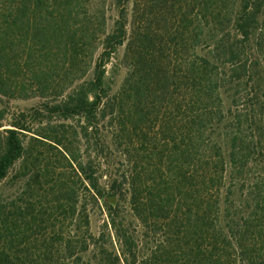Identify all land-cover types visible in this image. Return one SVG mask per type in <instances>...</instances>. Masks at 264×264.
<instances>
[{
    "label": "trees",
    "instance_id": "obj_1",
    "mask_svg": "<svg viewBox=\"0 0 264 264\" xmlns=\"http://www.w3.org/2000/svg\"><path fill=\"white\" fill-rule=\"evenodd\" d=\"M22 1L0 0V85L9 62L6 49L15 52L21 41L28 45L29 40L46 39L44 24L31 16L38 1ZM129 1L114 0L117 18L105 35L91 76L47 107L57 119L77 118L87 144L84 164L69 154L93 191L81 226L74 223V202L66 206L60 202L64 197L60 186L61 197L53 199L56 210L63 208L59 214L51 215L30 201L21 207L15 199L8 206L0 198V264H264V0H240L236 8L212 7L210 33L197 38L200 53L183 68L175 63L169 71L164 55L149 66L145 49L139 50L141 69L134 97L149 100L147 80L158 72L157 90L171 107V115L160 118L168 147L159 167L162 172L150 164L147 170L141 168L140 179L130 170L120 177L101 170L102 153L92 144L100 140V108L113 91L107 66L127 37ZM44 13L52 10L46 7ZM140 37L145 43V35ZM127 86L129 98L133 91ZM177 87L181 95L175 99ZM33 112L29 119L21 111L6 126L0 123V183L22 153L34 121L41 123V113ZM60 137H53L57 145ZM152 148L149 152L145 147V161L155 155ZM103 176L108 178L107 188L100 182ZM146 187L154 192L148 197L143 195ZM107 194L118 202L105 204L107 219L93 232L90 202L97 204ZM123 199L140 224L151 222L165 229L172 249L140 256L141 236L131 230L129 214L118 211Z\"/></svg>",
    "mask_w": 264,
    "mask_h": 264
},
{
    "label": "rangeland",
    "instance_id": "obj_2",
    "mask_svg": "<svg viewBox=\"0 0 264 264\" xmlns=\"http://www.w3.org/2000/svg\"><path fill=\"white\" fill-rule=\"evenodd\" d=\"M37 1L38 7L33 9L31 16L34 22L44 24L46 33L43 38L46 41L42 39L35 43L29 40L28 45L21 41L15 52L10 47L6 49L9 62L4 67L3 83L0 85V123L6 126L21 111L29 119L35 115L33 110L41 113L38 117L41 123L34 121L33 132L24 137L22 153L0 183V198L8 206L15 199L21 207L30 201L36 203V208L49 209L51 215L59 214L63 208L56 210L53 199L61 197L57 193V187L60 186L64 196L60 202L65 206L74 202V223L81 226L82 214L93 191L87 186L77 163H71L69 154L84 164L87 161V144L80 136L77 118L57 119L47 107L61 100L74 84L91 76L103 49L105 35L117 18L118 7L114 0ZM239 1H129L125 43L118 48L116 58L114 56L107 66L113 91L100 108V140L92 142L94 149L97 146L98 152L102 153L104 165L101 170L109 169L118 177L130 170L134 177L140 179L142 167L147 170L150 164H156L158 173L162 172L159 167L165 161L163 152L168 147L165 140L167 129L161 125L160 118L169 117L171 107H168V98L164 100L157 90L161 84L158 72L155 75L154 71L150 73V79L147 80L152 91V94H148L149 100L134 97L139 86L138 71L141 69L137 65V54L144 48L149 66L161 61L164 55V62L169 64L168 68H172L169 71L173 70L175 63L179 64L178 68H183L185 63H192L200 53L197 38L204 39L210 33L211 23L208 25L207 22L212 18V7L223 4L236 8ZM44 5L52 13L45 14ZM25 16L22 17L23 25L27 19ZM55 22H59V25ZM141 34L145 35V43L142 42ZM174 72L182 74L179 69ZM127 84L131 85L133 91L129 98ZM180 87L175 90L173 98L178 99L181 95ZM176 114L173 115L177 119ZM55 135L61 136L60 145L53 141ZM145 147L149 152L155 147L153 151L156 153L151 160L143 159ZM107 180L103 176L100 182L104 185ZM150 188H143L145 197L150 196ZM117 202L116 197L110 202L109 194L98 200L97 204L90 202L93 208V232L102 229L107 219L105 204L116 206ZM120 202L119 214L126 211L131 230L141 236L140 256L172 249L173 245H170L163 227L154 226L151 222L143 226L127 211V201L123 199Z\"/></svg>",
    "mask_w": 264,
    "mask_h": 264
},
{
    "label": "water",
    "instance_id": "obj_3",
    "mask_svg": "<svg viewBox=\"0 0 264 264\" xmlns=\"http://www.w3.org/2000/svg\"><path fill=\"white\" fill-rule=\"evenodd\" d=\"M109 201L110 202H113L114 201V197L112 196V197H109Z\"/></svg>",
    "mask_w": 264,
    "mask_h": 264
}]
</instances>
